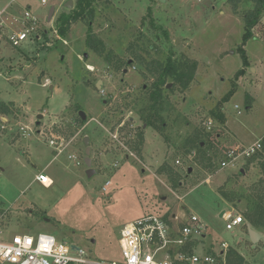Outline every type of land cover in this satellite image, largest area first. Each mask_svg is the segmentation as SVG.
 Wrapping results in <instances>:
<instances>
[{
  "label": "rangeland",
  "instance_id": "374dc122",
  "mask_svg": "<svg viewBox=\"0 0 264 264\" xmlns=\"http://www.w3.org/2000/svg\"><path fill=\"white\" fill-rule=\"evenodd\" d=\"M24 1L36 18L43 19L37 22L40 39L29 38L19 48L4 36L0 40V99L14 100L16 113L7 116L8 122L0 119L3 238L51 234L84 248L94 263H108L122 260L118 240L127 222L150 214H194L208 227L207 245L228 242L244 257V264H264V238L253 248L246 226L228 231L220 217L224 211L244 215L246 197L264 178V153L252 165L224 170L222 152L215 168L209 169L199 163L196 151L189 156L183 149L195 130L208 132L210 119L214 127L205 141L218 150L248 145L237 141L235 133L252 140L264 134V89L253 83L264 84V41L251 31L252 38L243 44V18L253 9L252 1L243 0L234 13L229 0H97L92 31L128 62L122 71L86 46L87 19L74 23L66 38L56 36V21L71 13L78 0H73L71 10L65 8L69 0H48L45 6L40 0ZM52 4L56 9L49 21ZM130 49L147 62L164 63L172 57L197 63L187 90L173 89L171 80L164 89L163 135L145 125L140 115L149 104L148 90L155 78L133 60ZM240 49L247 55V67ZM239 71L243 75L237 76ZM98 81L103 82L100 88ZM253 93L256 102L250 112L245 97ZM77 106L89 119L85 128ZM218 110L225 124L216 121ZM146 128L151 129L147 136ZM116 132L120 142L113 138ZM139 133L144 134L141 157L134 151ZM151 136L157 139V151L144 152L145 137ZM86 137L92 138L94 148L90 157L97 173L91 177L84 162ZM163 165L179 177L178 188L158 173ZM40 173L55 185L46 189L35 183Z\"/></svg>",
  "mask_w": 264,
  "mask_h": 264
},
{
  "label": "built area",
  "instance_id": "2783aa9c",
  "mask_svg": "<svg viewBox=\"0 0 264 264\" xmlns=\"http://www.w3.org/2000/svg\"><path fill=\"white\" fill-rule=\"evenodd\" d=\"M41 4L47 5L48 0H41ZM37 22L29 11H25L21 30L7 35L8 43L19 48L29 38L40 39ZM3 28L4 22L0 20V40ZM252 32L257 39L264 41V15ZM56 36L61 40L58 34ZM206 125L208 132H212V120ZM122 127L120 125L119 129ZM119 136V132L113 135L115 141H121ZM219 151L223 155L221 168L236 163L239 158L245 162L258 159L264 153L262 140L248 147H220ZM36 181L46 188L53 185V181L44 173L37 175ZM108 185L109 182L106 186ZM222 219L228 231L246 226L244 216L238 213H224ZM3 231L0 227V264H227L228 253L230 249H234L228 242L215 247L207 245L205 239L208 227L194 214L188 217L150 214L126 224L121 229L118 240L122 260L108 263H94L84 248L60 241L51 234H14L4 239ZM74 246L77 248L74 249Z\"/></svg>",
  "mask_w": 264,
  "mask_h": 264
},
{
  "label": "trees",
  "instance_id": "16d2710c",
  "mask_svg": "<svg viewBox=\"0 0 264 264\" xmlns=\"http://www.w3.org/2000/svg\"><path fill=\"white\" fill-rule=\"evenodd\" d=\"M97 0H78L75 8L69 14H62L60 18L56 21V31L60 38H66L69 34L71 26L74 23L88 20L89 30L86 38V46L96 53L98 56L104 59V61L112 66L115 71H122L124 66L128 64V62H124L123 59L119 58L115 53L108 49L105 42L94 35L92 31L91 24L93 22L95 16L94 3ZM254 4L253 9L249 10L243 18L244 22V36H243V44L244 46L247 42L252 38V29L257 25L262 15L264 14V0H251ZM243 0H229V3L232 7L234 13L237 12L238 5L241 4ZM58 42V41H57ZM131 48V47H130ZM133 60L138 63L141 67H143L151 76L155 78V81L148 90L147 100L149 104L146 107H143L140 111V115L145 125L153 128L159 134L163 135L166 129V120L162 116V112L165 108V96L164 89L169 83V80L173 82V89L176 86L183 89L184 91L189 88L191 85L196 69L197 63L191 62L188 60L182 59H174L169 57L166 62H159L156 60H152L151 62H147L146 59L143 58L136 51L129 50ZM239 53L243 59V65L248 66V58L243 51L240 49ZM243 71H239L237 76L243 75ZM246 104L249 108L252 107L253 99L246 95ZM228 100V97L225 98V101ZM223 102V101H222ZM80 107H76L77 113L80 112ZM123 114V112H122ZM16 113L14 111L13 103H5L0 101V116H15ZM214 117L217 122L220 124H225V117L218 110ZM80 126H84L86 123L80 119ZM121 120L119 121V123ZM210 138V133L202 130H195L191 135H189L184 144L183 149L186 154H190L191 152L196 151V157L200 164H205V168H215V161L219 159L220 151L212 146L207 145L205 139ZM144 144V134L139 133L137 135V141L134 147L132 148L138 157L141 155V147ZM263 150H264V140H262ZM141 157V156H140ZM255 158L250 159L248 164L254 163ZM261 169L264 173V161H261ZM159 174L166 175L169 180L173 183L174 188H178L180 185L179 177L172 172L167 165H163L159 170ZM242 174V172H241ZM257 189L254 190V193L248 195L246 197L247 205L246 210L243 213L246 222L254 229L258 231L264 230V178H261L258 184H256ZM222 196L228 201H232L231 197L227 194L222 193ZM240 197V196H239ZM241 198V197H240ZM245 260L242 255H240L235 249H230L228 253V261L227 264H244Z\"/></svg>",
  "mask_w": 264,
  "mask_h": 264
},
{
  "label": "crops",
  "instance_id": "0c3cea01",
  "mask_svg": "<svg viewBox=\"0 0 264 264\" xmlns=\"http://www.w3.org/2000/svg\"><path fill=\"white\" fill-rule=\"evenodd\" d=\"M41 1V0H40ZM48 5V4H47ZM52 7H55V9H56V4H52ZM51 7V8H52ZM25 11H29L30 12V14H31V17L33 18V19H35V20H37V21H40V20H42V19H38V18H36L35 17V15L33 14V12H32V10H31V8H30V6H29V4L27 3V2H25L24 0H0V20H2L3 22H4V28L2 29V36H7V35H9V34H11L12 33V31H16L15 30V27H21V20L23 19V17H24V13H25ZM46 17V16H45ZM3 61V60H2ZM257 74H259V76L261 77L262 76V72H260V71H257L256 72ZM14 77L15 78H17V76L16 75H14ZM103 83V82H102ZM254 83V85H255V88L256 89H261V88H263L264 89V84H258L257 85V82L255 83V82H253ZM53 88V87H52ZM54 89V88H53ZM255 96H256V94H252L251 95V98L253 99V103H252V107L251 108H249L248 107V110L251 112L252 110H253V107L255 106V102H256V99H255ZM0 101H3V102H5V103H7L5 100H1L0 99ZM8 102L9 103H14L15 101L14 100H8ZM236 108L238 109L239 108V106H236ZM28 114V113H27ZM238 114H240V112H238ZM86 115V114H85ZM99 116V115H98ZM87 117V116H86ZM0 119L1 120H3V121H6V122H8V117L6 116V118H2L1 116H0ZM82 120V119H81ZM86 120H89V119H86ZM93 121H95L96 119H92ZM131 120L132 121H134L135 122V119L134 118H131ZM211 120V119H210ZM229 120V119H228ZM22 121H24V120H22ZM83 121V120H82ZM213 121V120H212ZM86 123L84 124V128H85V126L87 125V123H88V121H85ZM4 123V122H3ZM90 124V123H89ZM229 124H230V121L227 123V126L229 127V129H230V126H229ZM2 128H4L3 126H2ZM148 130H151L150 128H146V130H145V132H146V135L145 136H147V134H148ZM231 130V129H230ZM233 133V132H232ZM155 134H157L156 132H155ZM233 136H235L234 138L237 140V141H242V142H244V143H246V144H248V145H244V146H246V147H248V146H253V145H255L256 143H258L259 141H261V140H263L262 138L264 137V134H262L260 137H258L257 138V140H252V139H249L248 138V135H242V134H239V133H235V134H233ZM245 137V138H244ZM89 139H90V144L92 143V138L91 137H88ZM145 145H144V152H146V151H157V149H156V144H154V142H156L157 141V139H156V137L155 138H152V136H151V139H147L146 137H145ZM153 139H156V140H153ZM158 140H159V138H158ZM161 141V140H160ZM151 145V146H150ZM236 145H242L241 143L240 144H234V145H231L230 147H235ZM150 146V147H149ZM91 147V151L93 150L94 151V148L92 147V146H90ZM66 150V149H65ZM64 148L62 149V150H59L58 152L56 151V153H57V155H59V154H62L64 151ZM191 153H193V152H191ZM191 153L190 154H188L189 156L191 155ZM187 155V154H186ZM73 155H71L70 156V158H73L72 157ZM143 157V156H142ZM86 158V157H85ZM92 159V158H91ZM147 159V157L145 156V160ZM248 161L249 160H247L246 162L245 161H243L241 158H239L238 159V161L236 162V163H232L231 165H229L228 167H226V168H221V169H227V168H237L238 167V165H243L244 163L246 164H248ZM84 162H85V159H84ZM92 163H94V160L92 159ZM252 164H254V163H251V164H248V166L249 165H252ZM117 166V165H116ZM88 170V169H87ZM241 170V169H240ZM96 172V171H95ZM190 172V171H189ZM243 172V171H242ZM97 173V172H96ZM39 175V174H38ZM36 177H37V175H36ZM36 177H35V183H38L37 181H36ZM50 178V177H49ZM51 179V178H50ZM215 178H212V179H210V181L209 180H207V182H209V183H206V184H210L211 182H213V180H214ZM52 180V179H51ZM53 181V180H52ZM109 182V181H108ZM107 182V183H108ZM106 183V184H107ZM55 185V183H54V181H53V185H52V187ZM109 185H110V182H109ZM108 185V186H109ZM106 186V185H105ZM52 187H50V188H52ZM107 187V186H106ZM44 188H46V187H44ZM105 188V187H104ZM47 189V188H46ZM104 190V189H103ZM104 191H106V188H105V190ZM224 213H231V212H229V211H224L221 215H220V217L222 218V216H223V214ZM184 214H185V212H184ZM159 215V214H158ZM174 215H176V216H179V217H182L181 215H180V213H179V215L178 214H173V216ZM200 218V217H199ZM201 219V218H200ZM133 221H135V220H133ZM133 221H130V222H133ZM130 222H127V224L128 223H130ZM126 225V224H125ZM124 225V226H125ZM248 225V227H249V224H247ZM247 225H246V228H247V232H248V227H247ZM256 230V229H255ZM260 235H261V239H260V241L258 242V243H260V242H262V240H263V238H264V233H262V232H260V231H258V230H256ZM210 234V232L208 231V235ZM257 243V244H258ZM234 247V246H233ZM253 248H256L255 247V245L253 246ZM234 249H236L235 247H234Z\"/></svg>",
  "mask_w": 264,
  "mask_h": 264
},
{
  "label": "water",
  "instance_id": "95a60500",
  "mask_svg": "<svg viewBox=\"0 0 264 264\" xmlns=\"http://www.w3.org/2000/svg\"><path fill=\"white\" fill-rule=\"evenodd\" d=\"M65 8L67 9H73L74 8V2L73 0H69L66 4H65ZM54 12H55V7H52L51 10H50V15H49V21H51L53 15H54ZM132 63V60L130 61V64ZM125 74L128 73V70H125L124 71ZM102 85V81H98V87L100 88V86ZM80 118L83 120V121H86L87 117L85 115L84 112H80L79 114ZM43 119V115H39L38 116V120H42ZM84 144L86 146V158H85V164L86 166L88 167V170H87V176L88 177H91L92 175H94L96 172L95 170L92 168V159L90 157L91 155V147H90V139L88 137H86L84 139ZM248 236L250 238V241L256 245L260 239H261V235L254 229L252 228L250 225L248 227ZM77 247L74 246V249H76Z\"/></svg>",
  "mask_w": 264,
  "mask_h": 264
},
{
  "label": "flooded vegetation",
  "instance_id": "af4514ba",
  "mask_svg": "<svg viewBox=\"0 0 264 264\" xmlns=\"http://www.w3.org/2000/svg\"><path fill=\"white\" fill-rule=\"evenodd\" d=\"M132 121V120H131ZM120 124V123H119ZM124 128V125H123V127L121 128V130Z\"/></svg>",
  "mask_w": 264,
  "mask_h": 264
},
{
  "label": "bare ground",
  "instance_id": "6f19581e",
  "mask_svg": "<svg viewBox=\"0 0 264 264\" xmlns=\"http://www.w3.org/2000/svg\"><path fill=\"white\" fill-rule=\"evenodd\" d=\"M92 66H90V69L92 70V68H91ZM228 215H229V213H228Z\"/></svg>",
  "mask_w": 264,
  "mask_h": 264
}]
</instances>
